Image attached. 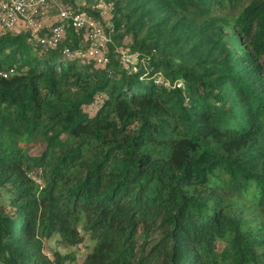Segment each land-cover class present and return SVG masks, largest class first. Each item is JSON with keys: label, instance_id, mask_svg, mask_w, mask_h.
Here are the masks:
<instances>
[{"label": "trees", "instance_id": "obj_1", "mask_svg": "<svg viewBox=\"0 0 264 264\" xmlns=\"http://www.w3.org/2000/svg\"><path fill=\"white\" fill-rule=\"evenodd\" d=\"M64 1L109 62L0 31V264H264V0Z\"/></svg>", "mask_w": 264, "mask_h": 264}, {"label": "built area", "instance_id": "obj_2", "mask_svg": "<svg viewBox=\"0 0 264 264\" xmlns=\"http://www.w3.org/2000/svg\"><path fill=\"white\" fill-rule=\"evenodd\" d=\"M52 9L57 11V21L45 29L44 22ZM93 11L99 14L98 18L67 8L60 4V0H0V31L30 33L42 52L49 53L60 49L65 39L66 26H69L76 32H84L89 46L77 51L66 48L64 54L70 59H87L106 65L109 62L107 50L111 44V35L110 25L105 26L103 22L108 19L111 8L99 3L93 6ZM118 53L127 70H136L137 55H129L124 48H120ZM157 82H161L160 78H157Z\"/></svg>", "mask_w": 264, "mask_h": 264}, {"label": "rangeland", "instance_id": "obj_3", "mask_svg": "<svg viewBox=\"0 0 264 264\" xmlns=\"http://www.w3.org/2000/svg\"><path fill=\"white\" fill-rule=\"evenodd\" d=\"M60 4L64 5L67 8H71L70 6H68L65 3L64 0H60ZM84 4H85L84 0H76L75 1V5L77 7L84 6ZM112 16H113V12L111 11L109 13V15H108V19L105 20V22H103V24L105 26H107V24H109L110 19L112 18ZM45 22H46V20H45ZM45 22H44V26H45V29H47L48 27L46 26ZM85 43H84V45H86V46H84L85 47L84 49H87L89 44L88 43L85 44ZM129 55H131V54H129ZM56 240H57V238H53V240H50L48 242L49 248L47 249V253L49 254L50 257L53 256V251H57V252H59L62 255L74 254L76 256V260L74 262H70V263H67V264H83L86 256L88 255V253L92 252V250H93V248L95 246L94 242H90L89 239L85 238L84 244L82 246H80L79 248H67V249H65V248L59 247L56 244Z\"/></svg>", "mask_w": 264, "mask_h": 264}, {"label": "crops", "instance_id": "obj_4", "mask_svg": "<svg viewBox=\"0 0 264 264\" xmlns=\"http://www.w3.org/2000/svg\"><path fill=\"white\" fill-rule=\"evenodd\" d=\"M57 21V11L55 9H52L49 13L48 18L46 19V26L50 27Z\"/></svg>", "mask_w": 264, "mask_h": 264}]
</instances>
